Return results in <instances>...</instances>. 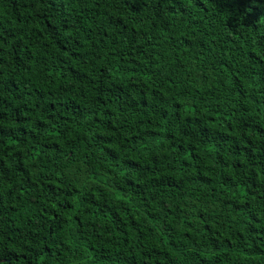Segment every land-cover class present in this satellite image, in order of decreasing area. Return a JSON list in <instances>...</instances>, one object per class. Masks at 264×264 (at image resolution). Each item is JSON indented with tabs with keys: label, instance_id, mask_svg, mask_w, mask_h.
<instances>
[{
	"label": "trees",
	"instance_id": "trees-1",
	"mask_svg": "<svg viewBox=\"0 0 264 264\" xmlns=\"http://www.w3.org/2000/svg\"><path fill=\"white\" fill-rule=\"evenodd\" d=\"M0 264H264V0H0Z\"/></svg>",
	"mask_w": 264,
	"mask_h": 264
}]
</instances>
